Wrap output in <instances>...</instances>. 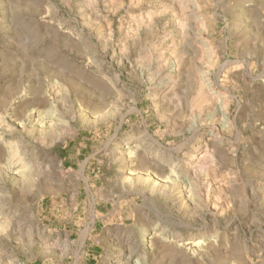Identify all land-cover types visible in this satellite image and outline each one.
<instances>
[{
  "label": "rangeland",
  "instance_id": "1",
  "mask_svg": "<svg viewBox=\"0 0 264 264\" xmlns=\"http://www.w3.org/2000/svg\"><path fill=\"white\" fill-rule=\"evenodd\" d=\"M0 264H264V0H0Z\"/></svg>",
  "mask_w": 264,
  "mask_h": 264
}]
</instances>
